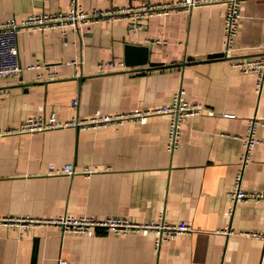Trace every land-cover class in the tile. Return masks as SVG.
<instances>
[{
	"label": "crops",
	"instance_id": "1",
	"mask_svg": "<svg viewBox=\"0 0 264 264\" xmlns=\"http://www.w3.org/2000/svg\"><path fill=\"white\" fill-rule=\"evenodd\" d=\"M140 1L163 0H77L83 8ZM68 2L0 0V21L65 10ZM223 7V0L199 1L186 10L152 14L132 30L124 17L100 20L67 33L65 42L56 28L16 32L21 68L0 76V128L27 115L65 119L153 106L178 87L185 99L212 111L183 118L172 150L164 144L166 113L142 122L0 133V215L112 214L135 221L161 216L192 227L154 247L152 232L87 235L61 231L54 222L0 223V264H57L58 258L68 264H264L261 239L238 232L264 226V200L237 201L225 213L239 135L248 116L264 119V81L256 91L253 72L209 56L221 45ZM238 10L230 54L254 57L264 51V0H238ZM107 59H123L125 66L96 69V62ZM73 96L75 106L69 104ZM255 134L259 141L240 184L264 189L263 124H256ZM49 163H69L74 170L49 173Z\"/></svg>",
	"mask_w": 264,
	"mask_h": 264
},
{
	"label": "built area",
	"instance_id": "2",
	"mask_svg": "<svg viewBox=\"0 0 264 264\" xmlns=\"http://www.w3.org/2000/svg\"><path fill=\"white\" fill-rule=\"evenodd\" d=\"M204 0H163L157 2L140 1L136 4H126L109 7H92L83 8L77 0H69L67 9L56 11H33L25 14L19 20L13 17L0 21V76L18 71L21 66L17 59V49L15 44V34L21 28L43 29L56 28L62 35V42H65L67 33H80L83 28H87L93 22L108 20L117 17H124L127 20L126 28L135 29L140 26L144 18L152 14H164L168 11L186 10L192 4ZM212 1V0H207ZM224 7L222 10V36L221 45L218 50L219 56L227 59L229 67L236 68L240 72H253L254 89L259 90L264 81V51L263 48L254 57H237L230 54L235 48L233 45V36L237 29V20L239 18L238 0H223ZM151 40L150 38H147ZM209 55V54H208ZM209 56H215L210 54ZM74 62V59L67 60ZM78 62V61H76ZM39 64H25L23 67H37ZM125 66L123 59H107L98 61L95 64L96 69H112ZM183 88L175 89L169 100L153 106L138 107L113 112H100L93 110L85 116L72 115L69 118L58 119L53 114L27 115L23 117L15 126L0 128V133L10 131H27L32 132L46 128H56L64 126L75 127H93L106 124H117L122 120H132L137 122L144 121L148 115L153 113L167 114V129L165 147L172 150L176 147L182 119L186 116L197 114L201 111L211 113L210 108L204 107L197 101L187 100L182 96ZM77 103L76 96L69 100V104L75 106ZM256 124H263L264 119L258 118L254 114L247 117L245 131L239 135L240 148L237 154L236 167L232 177V184L227 190L229 206L225 213H230L233 205L237 201L258 202L264 200V189L243 188L240 184L242 170L247 163L253 145L259 141L255 134ZM74 168L71 164L66 163L62 166H54L49 163L46 172L49 173H71ZM37 222H54L57 223L61 231H72L82 234H93L97 230H108L112 233L123 234L128 231L139 233H153L154 247L158 246L161 239L172 237L181 232H187L192 229L190 224L184 220L167 221L161 216L145 220H130L126 216L104 215L99 218L92 217L88 214L69 215L62 214L52 218H40L28 214L23 215H0V223L17 224L26 226L29 223ZM226 232L230 229H224ZM261 239L262 250L264 248V226L258 229L238 230ZM57 264H68L67 260L58 258ZM221 264V263H217Z\"/></svg>",
	"mask_w": 264,
	"mask_h": 264
},
{
	"label": "water",
	"instance_id": "3",
	"mask_svg": "<svg viewBox=\"0 0 264 264\" xmlns=\"http://www.w3.org/2000/svg\"><path fill=\"white\" fill-rule=\"evenodd\" d=\"M213 55H217V54H219V52H215V53H212Z\"/></svg>",
	"mask_w": 264,
	"mask_h": 264
}]
</instances>
